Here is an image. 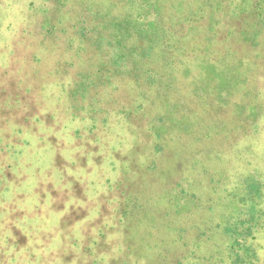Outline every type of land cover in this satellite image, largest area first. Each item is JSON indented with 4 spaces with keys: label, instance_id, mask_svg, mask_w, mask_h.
Wrapping results in <instances>:
<instances>
[{
    "label": "rangeland",
    "instance_id": "obj_1",
    "mask_svg": "<svg viewBox=\"0 0 264 264\" xmlns=\"http://www.w3.org/2000/svg\"><path fill=\"white\" fill-rule=\"evenodd\" d=\"M0 264H264V0H0Z\"/></svg>",
    "mask_w": 264,
    "mask_h": 264
}]
</instances>
